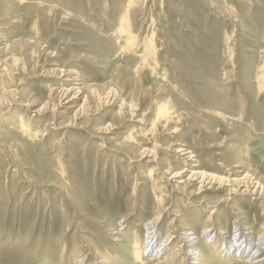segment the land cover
<instances>
[{
  "label": "rangeland",
  "instance_id": "obj_1",
  "mask_svg": "<svg viewBox=\"0 0 264 264\" xmlns=\"http://www.w3.org/2000/svg\"><path fill=\"white\" fill-rule=\"evenodd\" d=\"M41 1L12 3L18 23L11 35L33 40L38 29L42 39L39 49L31 51L28 44L19 55L14 52L25 67L6 90L16 88L18 101L38 99L34 109L48 108L57 78L45 70L68 63L89 79L93 91L117 90L119 98L99 109L94 122L49 129L47 123L60 121L51 109L27 112L0 90V124L30 115L39 119L32 123L33 139L10 130L0 138V264H59L60 255L68 264L76 252L89 251L90 242L121 264H156L178 242L176 225L190 220L201 232L210 215L217 226L228 222L221 238L236 221L262 229V198L241 194L218 202L225 189L203 191L197 181L183 188L184 183L167 181L161 169L180 168L182 159L173 149L184 144L201 160L194 161L198 170L228 177L231 162L244 157L239 174L251 171L264 183V0H130L134 32L121 40L115 32L129 0ZM165 113L169 121L162 119ZM154 120L148 142L141 134ZM129 137L135 142L124 143ZM146 148L153 153L140 152ZM128 203L135 211L124 222L117 208ZM198 207L203 213L196 214ZM155 208L162 211L159 244L168 230L174 237L150 263V252L138 259L131 236L134 231L145 236L135 223L149 220ZM109 217L118 232L107 230ZM193 239L210 256L205 235ZM198 251L191 256L199 258Z\"/></svg>",
  "mask_w": 264,
  "mask_h": 264
},
{
  "label": "bare ground",
  "instance_id": "obj_2",
  "mask_svg": "<svg viewBox=\"0 0 264 264\" xmlns=\"http://www.w3.org/2000/svg\"><path fill=\"white\" fill-rule=\"evenodd\" d=\"M27 1L28 0H0V11L3 12V17L0 19V90L1 91L7 89L6 85L8 83L14 82L15 78H17L15 74L18 73V70L21 69L24 71V69L22 68L25 67L24 60L22 59V57H20L21 55L18 56L19 52L23 51L24 47L29 45L31 51L40 48L39 41L42 38L40 36V32H39L40 30L38 29L37 32L33 34V37H31L33 38V40L26 39L22 41L21 39L20 40L15 39L11 35L15 33V30L17 29V27H15L13 24L16 23L15 21H17L15 20L17 19V17L14 16V13L16 14L15 11L16 9L14 10V7L12 8V5L15 4L16 6L17 5L23 6L27 4ZM132 4L133 3L131 2L128 4L127 15L121 19L122 22L120 23L118 30L115 32L116 37L118 36L120 40L124 36H126L127 33L133 35L135 16L134 14H132V12L134 13V7ZM57 13L58 12H56V14ZM32 18L34 19L33 16ZM34 25H36L34 27L38 28V25H40V21L35 20ZM14 52L17 53L18 55L15 56ZM9 54H11V56H9ZM21 59L23 60V63L21 62ZM53 66H54L53 68L51 67V69L45 70V72L49 76L57 78L56 83H54L49 90L50 100L48 102L49 103L48 108L47 106L43 105L38 109H34L38 99H36L35 97H27L25 99H22L21 101H18L19 99L18 97L20 96H18L19 91L16 88L10 89L9 91L6 90L10 94H12L14 103H18L19 105L24 106L25 110L28 109L27 112L30 111L40 115L45 111H48V109H51L53 116L56 118V119L54 118V120L59 121L60 119V121L53 124H51V122L49 121L50 123L46 124V127L49 129H51L52 126L54 125L65 127L66 125L70 126V124H72L74 126L82 127L86 123H90V121L94 122L93 116L97 115L99 109H102L103 106L106 107L107 105L113 104L119 98L118 97L119 94H117V90L116 93H113L111 91L106 92L103 90L93 91L94 85L89 83L88 81L89 79L84 74H82V72H80L76 68H73L68 63L66 64L64 63L63 65L53 63ZM80 101L82 102L81 104L79 103ZM95 102H97L98 105L93 107L94 105L93 103ZM122 106L123 105H121V107ZM71 113H72V117H71ZM34 118L35 115H30V117H25L23 119H20L18 123L17 120H13L16 122L10 124L9 126L0 124V138L2 137V133L4 132L7 133L8 132L7 130H10L21 134L22 136L26 137L27 140L33 139L35 134H34V129L32 127L34 124L32 123L39 120L36 119L35 121ZM141 119H144V114L141 116ZM162 119L165 121H169V119L171 118L165 113ZM155 123L156 121L154 120V122L147 124L149 128L146 130V133L141 134L145 136L144 140L148 142L151 141L152 139L151 132H154L156 126ZM134 139L132 137L129 140H126V142L124 143L131 144L135 142ZM175 145L176 147L173 146L174 147L173 151L177 154L178 158L182 159V161H180L182 165L178 170H174L172 167H169L166 170L161 169L164 178H166L167 181H171V182L178 181V183L180 182L184 183L183 188L187 186L189 183L191 184V182L197 181L198 185H200L198 189L203 191L204 190L217 191V190L225 189L226 190L225 197L219 199L218 202L223 200L232 201L236 198L237 195H241V194H251L258 199L262 198L264 203V183H262L261 179L257 178L258 176L256 177L254 174H251L250 173L251 171L250 172L243 171V174H239V172L241 171L236 168L237 166L241 165L239 164V162L241 163L243 162L244 160L243 156L242 159H238L236 161L231 162V164L229 165L230 175L228 177L216 176L215 174L198 170V168H200L201 166L200 165L201 160L198 158V156L193 151V149L189 147H184L186 146L184 144L182 145L175 144ZM0 146H3V143L0 142ZM138 146H140V144ZM148 149L146 148L140 152H143V154L146 151H150L151 153H153V151ZM151 160L152 159H148V161ZM198 160L200 161V164L194 163V161H198ZM175 161L176 163L179 162L178 159H176ZM151 174H153L152 171H150L148 175ZM142 178H148V177L146 174H143ZM143 183L144 181H139V184H143ZM194 210L196 214L197 213L201 214L204 211V209L200 207ZM134 211L135 208L134 206H132V203H128L125 209L122 211H120L119 208H117V212L120 213L121 220H123L124 222L129 216L134 214ZM161 212H162L161 210L156 208L151 209L150 212L151 217L149 220L147 219L148 221L142 218L139 219V222L135 223L136 226L141 227L145 230V236H140L137 231H134L133 235L131 236L132 243H134L135 248H137L136 251L138 252V259L145 260V253L150 252L148 261L150 263H154L156 261V257L159 254L161 255L163 251L170 245V242L173 241V237H174L173 233H176L177 234L176 238L178 239V242L176 243L174 248L170 250V252H168V254L163 259V261L157 262L156 264H185V263L221 264L222 261L229 262L234 258L236 259L235 260L236 264H264V227L262 229H257V228L254 229L252 226L243 225L242 223H239V221H236L235 225H233V228L230 231V235H226L221 238L222 231L223 230L227 231L226 225L228 224V222L225 223L226 224L225 226L222 227L221 225L217 226L218 223L216 222L217 223L216 225L215 221L218 220L212 219L210 215L202 222L201 224L202 230L201 232H199L200 227L197 228L196 227L197 225H195V223H190V220H186L187 218L186 216L184 218V221L186 220V222L183 224L176 225L177 229L173 233H171L170 230H168V233H166L164 236L165 237L164 242H161L159 244L160 237L158 236V234L160 229L158 226V219L160 217ZM213 212L214 210L211 213ZM198 218L199 216H197V219L193 218V220L197 221ZM219 222L221 224V221ZM1 223L2 222H0V224ZM106 224L108 227L107 230H113L118 232V225L115 223V219L109 217L108 222H106ZM195 234L197 235L199 234V237L205 235L206 246L211 251L210 256L205 255L202 251H198V249L195 247L196 242L193 239V236H195ZM114 239H116V237ZM183 245L184 247H182ZM202 246H204V244ZM64 248L65 247L62 245L61 248L62 252L64 251ZM87 248L89 251L84 250V251L76 252L70 258L68 264H85L88 260L90 261L89 264H121L115 261L113 258H111L110 254L107 253L108 251L98 246V244L95 242H90ZM181 249L184 255L180 258L178 257L179 259H176L174 257L175 252L180 251ZM197 251L199 252L198 253L199 258L195 259L191 255ZM191 258L192 260L194 259L195 261H191ZM59 264H65L62 255H60L59 257Z\"/></svg>",
  "mask_w": 264,
  "mask_h": 264
}]
</instances>
